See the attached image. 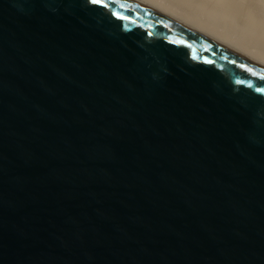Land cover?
Wrapping results in <instances>:
<instances>
[{"label":"water","instance_id":"1","mask_svg":"<svg viewBox=\"0 0 264 264\" xmlns=\"http://www.w3.org/2000/svg\"><path fill=\"white\" fill-rule=\"evenodd\" d=\"M0 264H264V71L127 0H0Z\"/></svg>","mask_w":264,"mask_h":264},{"label":"bare ground","instance_id":"2","mask_svg":"<svg viewBox=\"0 0 264 264\" xmlns=\"http://www.w3.org/2000/svg\"><path fill=\"white\" fill-rule=\"evenodd\" d=\"M264 71V0H127Z\"/></svg>","mask_w":264,"mask_h":264},{"label":"snow or ice","instance_id":"3","mask_svg":"<svg viewBox=\"0 0 264 264\" xmlns=\"http://www.w3.org/2000/svg\"><path fill=\"white\" fill-rule=\"evenodd\" d=\"M89 2L93 5H97V4H100L102 3V0H89ZM257 91H261L260 88H257Z\"/></svg>","mask_w":264,"mask_h":264}]
</instances>
